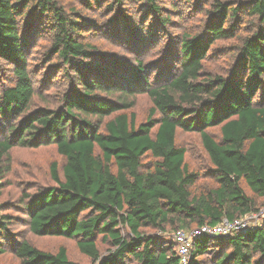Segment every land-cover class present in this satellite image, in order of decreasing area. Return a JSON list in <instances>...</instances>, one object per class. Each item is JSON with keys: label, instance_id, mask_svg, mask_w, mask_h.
Instances as JSON below:
<instances>
[{"label": "trees", "instance_id": "1", "mask_svg": "<svg viewBox=\"0 0 264 264\" xmlns=\"http://www.w3.org/2000/svg\"><path fill=\"white\" fill-rule=\"evenodd\" d=\"M127 1L86 0L89 8L108 11L110 36L139 52L135 66L87 42L84 33L103 29L58 0H0V60L15 78L0 93L1 123H13H0L1 178L10 172L5 162L16 147L55 145L66 160L62 177L58 163L51 165L55 186L7 206L19 214L0 216V254L10 243L21 264L81 263L65 247L38 249L14 233L15 226L35 237L77 239L94 264H182L174 243L161 246L143 230L214 226L259 211L256 199L264 200V104L255 102L264 90V0H214L201 33L185 34L175 51L177 73L153 84L142 59L144 32L133 28ZM136 1L163 29L171 25L161 0ZM243 13L253 15L256 26L238 46L231 73L204 80L208 53L217 41L236 37ZM43 35L51 44L42 56V83L59 74L65 80L54 106L34 108L38 90L28 53ZM141 93L152 109L137 126L128 111ZM215 127L220 140L209 132ZM179 131L200 134L214 187L194 192L201 175L190 170ZM99 237L112 245L104 258ZM212 248L217 253L205 258ZM188 264H264V225L226 238H197Z\"/></svg>", "mask_w": 264, "mask_h": 264}, {"label": "rangeland", "instance_id": "2", "mask_svg": "<svg viewBox=\"0 0 264 264\" xmlns=\"http://www.w3.org/2000/svg\"><path fill=\"white\" fill-rule=\"evenodd\" d=\"M213 1L161 0L159 6L163 7V14L172 18L171 25L167 26L166 29H163L161 23L150 17V11H146L145 8L143 9L138 1L131 0L125 2L126 12L132 17L133 28L141 29L144 32L142 38H144L143 41H145L146 47L142 59L151 84L158 80H164L169 73H177L179 66L176 64L177 57L175 56V51L178 49L185 34L195 35L201 33L207 20L208 12L212 11L211 4ZM58 2L64 5L68 11L82 13L89 21L96 22L99 30L103 29L101 33L93 29L84 33L87 42L96 46L101 52L117 55L119 58L129 62L131 66H135V60L139 52L129 44L119 41L116 37L117 35H109V23L112 17L106 9H99L98 7L89 8L86 0H58ZM174 5L176 12L170 15V12L174 10ZM243 14L244 17L239 24L236 37L217 41L208 53V57L204 60V71L209 76L204 80L216 76L227 77L231 73L232 67L238 57V46H240L242 39L249 35L252 28L256 26V19L253 15ZM50 44L51 41L48 35H43V37H39L36 45H33L34 47L28 53L30 71L35 80V87L38 90L34 108L54 106L58 102V97L63 90V86L61 85L65 80L63 74L57 75L51 83H42L45 76L42 56ZM14 83L13 68L3 60H0V93L5 88L13 86ZM134 100L135 106L128 113H133L136 116V124L139 126L150 115L152 101L146 93L137 94ZM255 102L264 104V90L259 92L255 97ZM110 119L106 118L104 121L107 122ZM1 124L3 127H7L13 123L10 121L8 124ZM209 132L217 140H220V127L211 128ZM177 143L188 150L186 161L190 170L198 172L201 175V181L194 188V192L197 193L201 189L214 187L215 182L208 175V171L212 165L203 147L200 134L179 131ZM54 162L58 163L60 176L62 177L66 160L58 153L55 145H47L34 150L23 147L14 148L10 153L9 160L5 162V165L9 166L10 172L4 178H1L3 173H0V216L3 214H19L15 209H9L7 206L9 204H17L25 199L27 195H34L44 188L55 186L56 184L51 175V165ZM146 162L148 161L146 160ZM242 186L248 195L253 196L244 183ZM256 201L257 209L259 211L264 209V200L256 199ZM19 216L23 215L20 214ZM176 230L191 231V229L187 230L175 226L173 228L168 227L164 231L146 229L143 232L145 235L155 237L161 246L167 243H174L175 248H177L174 240ZM13 232L16 234L17 232H22L27 240L38 249L56 253L61 247H65L71 260L81 264H94L90 258L80 252L77 246V239L35 237L25 230L24 227L18 226L13 228ZM16 238L18 239V237ZM10 246V243H3L5 253L0 254V264H21ZM98 247L102 258L106 257L112 250L111 243L102 240V237L98 239ZM216 253L217 250L212 248L205 258L212 259ZM128 264L134 263L129 262Z\"/></svg>", "mask_w": 264, "mask_h": 264}, {"label": "built area", "instance_id": "3", "mask_svg": "<svg viewBox=\"0 0 264 264\" xmlns=\"http://www.w3.org/2000/svg\"><path fill=\"white\" fill-rule=\"evenodd\" d=\"M264 225V209L251 212L241 218L229 220L224 218L217 225L205 224L199 228L187 232L178 230L174 234V240L178 250V256L182 264H188L195 240L200 237H231L236 233L261 228Z\"/></svg>", "mask_w": 264, "mask_h": 264}]
</instances>
